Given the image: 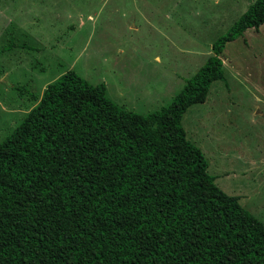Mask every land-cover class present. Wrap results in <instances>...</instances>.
Wrapping results in <instances>:
<instances>
[{"label": "trees", "instance_id": "1", "mask_svg": "<svg viewBox=\"0 0 264 264\" xmlns=\"http://www.w3.org/2000/svg\"><path fill=\"white\" fill-rule=\"evenodd\" d=\"M253 0L173 101L125 111L70 70L0 143V264H264V225L223 193L182 117L224 82Z\"/></svg>", "mask_w": 264, "mask_h": 264}, {"label": "rangeland", "instance_id": "2", "mask_svg": "<svg viewBox=\"0 0 264 264\" xmlns=\"http://www.w3.org/2000/svg\"><path fill=\"white\" fill-rule=\"evenodd\" d=\"M253 0H0V143L72 70L119 108L167 107ZM225 81L182 117L219 189L264 225V23L227 44Z\"/></svg>", "mask_w": 264, "mask_h": 264}]
</instances>
